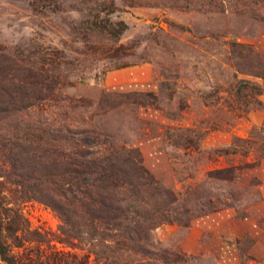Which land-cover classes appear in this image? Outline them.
Returning a JSON list of instances; mask_svg holds the SVG:
<instances>
[{
    "label": "rangeland",
    "instance_id": "rangeland-1",
    "mask_svg": "<svg viewBox=\"0 0 264 264\" xmlns=\"http://www.w3.org/2000/svg\"><path fill=\"white\" fill-rule=\"evenodd\" d=\"M0 71L32 103L8 111L0 96V168L23 133L52 151L69 127L131 149L156 181L160 252L122 242L116 263L264 264V0H0ZM0 183L15 264L112 263L81 220L65 231L13 177Z\"/></svg>",
    "mask_w": 264,
    "mask_h": 264
},
{
    "label": "trees",
    "instance_id": "trees-1",
    "mask_svg": "<svg viewBox=\"0 0 264 264\" xmlns=\"http://www.w3.org/2000/svg\"><path fill=\"white\" fill-rule=\"evenodd\" d=\"M108 33L116 36L118 30L112 28ZM41 78L37 85L47 82L53 87L58 86L56 78L45 75H41ZM12 80L0 71V96L7 97L11 102L8 111L14 110L21 103L24 107H30L32 103H28L30 98L27 90L20 86L15 90L11 87L15 85ZM37 89L42 91L39 86ZM62 132L65 133L59 138L62 145L52 151L30 139L27 132L22 134L24 137H17L10 145L5 164L0 168V178L13 177L20 193L30 194V198L49 205L63 217L64 230H68V227L75 228L76 220H81L88 238L99 240L100 243L108 240L105 252H112L111 264H120L115 261L122 257L116 254L119 253L122 242L126 247L123 248L125 253L139 255L148 254V251L160 252L153 248L148 233L160 226L164 219L148 224L152 217L145 206L149 201L148 194L152 192L154 197L156 193L160 194V189L152 176L138 165L139 159L132 155L134 152L111 139L99 143L88 131L79 132L71 140L66 135H72L69 127H63ZM34 148L38 149L37 156L33 152ZM6 169L13 173H7ZM30 169L35 171L29 172ZM1 185L0 183V218L10 211L4 206ZM14 227L13 225V229ZM3 229L0 219V258L5 264H15L9 245L2 236ZM6 230H11L8 225ZM156 260L161 264H184L186 258L180 253L161 251ZM125 264L150 262L134 259Z\"/></svg>",
    "mask_w": 264,
    "mask_h": 264
}]
</instances>
